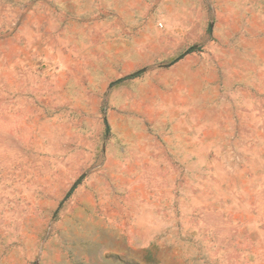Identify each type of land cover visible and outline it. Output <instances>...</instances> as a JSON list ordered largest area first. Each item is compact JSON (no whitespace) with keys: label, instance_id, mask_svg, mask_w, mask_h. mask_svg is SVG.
<instances>
[{"label":"rangeland","instance_id":"obj_1","mask_svg":"<svg viewBox=\"0 0 264 264\" xmlns=\"http://www.w3.org/2000/svg\"><path fill=\"white\" fill-rule=\"evenodd\" d=\"M128 19L189 45L120 75ZM0 264H264V0H0Z\"/></svg>","mask_w":264,"mask_h":264},{"label":"crops","instance_id":"obj_2","mask_svg":"<svg viewBox=\"0 0 264 264\" xmlns=\"http://www.w3.org/2000/svg\"><path fill=\"white\" fill-rule=\"evenodd\" d=\"M164 23L159 24L160 28H156L151 24L150 28L146 26V22H132L131 19L123 21V23L113 24L109 26L106 36L111 39L107 48V55L111 57V61L120 62L122 73L128 74L139 69L145 64L144 58L151 51L156 55H160L161 61H166L172 57L181 55L187 45L185 37H181L179 31L187 28L191 30L190 24L184 25L180 19L176 25H170L166 19ZM161 25V26H160ZM169 27L172 29H168ZM177 35H169V33ZM174 37V39H173ZM180 37L183 38L180 40ZM155 38V39H154ZM157 38H162L159 40ZM111 62V63H112ZM195 53H189L186 58L177 62L169 68H159L154 75L148 76V82L151 90L157 91L156 94L175 97L180 103H184V94L186 87H189L190 76L194 73ZM153 79L162 80L161 85H156ZM137 83L140 80H136ZM162 88V89H161ZM165 91H164V90ZM153 94H155L153 92Z\"/></svg>","mask_w":264,"mask_h":264}]
</instances>
